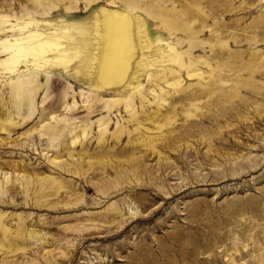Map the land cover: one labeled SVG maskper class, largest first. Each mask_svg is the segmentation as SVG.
<instances>
[{"label":"rangeland","instance_id":"1","mask_svg":"<svg viewBox=\"0 0 264 264\" xmlns=\"http://www.w3.org/2000/svg\"><path fill=\"white\" fill-rule=\"evenodd\" d=\"M0 264H264V0H0Z\"/></svg>","mask_w":264,"mask_h":264},{"label":"bare ground","instance_id":"2","mask_svg":"<svg viewBox=\"0 0 264 264\" xmlns=\"http://www.w3.org/2000/svg\"><path fill=\"white\" fill-rule=\"evenodd\" d=\"M94 24L98 30L103 28L104 32L103 51L97 65L98 72L96 70L95 73L96 88L119 86L127 79L131 58L136 47L134 36H136L137 46L141 52L150 50L151 43L143 40L146 38V33L141 27L140 20L128 12H97L95 13ZM99 40L97 39V45ZM8 48V51L12 50V54L5 64L7 69L12 70L22 57H31L34 65L45 61L44 52L46 49L34 50L32 48L33 52H29L26 46H19L16 41ZM171 59L174 64L180 65L175 56ZM141 60L137 64V68L142 71L144 65L141 64ZM88 61L90 65L96 66V55H91Z\"/></svg>","mask_w":264,"mask_h":264}]
</instances>
